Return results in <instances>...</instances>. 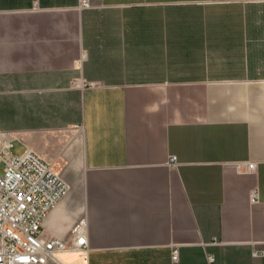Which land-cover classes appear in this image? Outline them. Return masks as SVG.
Here are the masks:
<instances>
[{"label":"crops","instance_id":"obj_1","mask_svg":"<svg viewBox=\"0 0 264 264\" xmlns=\"http://www.w3.org/2000/svg\"><path fill=\"white\" fill-rule=\"evenodd\" d=\"M90 1L0 0V133L86 236L47 264H264V0Z\"/></svg>","mask_w":264,"mask_h":264},{"label":"built area","instance_id":"obj_2","mask_svg":"<svg viewBox=\"0 0 264 264\" xmlns=\"http://www.w3.org/2000/svg\"><path fill=\"white\" fill-rule=\"evenodd\" d=\"M90 0H79V9L91 8ZM84 87L83 80L76 82ZM11 137L0 133V264H47L56 261L62 251L87 250L86 236L80 225L72 232L71 240L42 236L45 217L68 193L69 188L60 173L31 151L19 156L11 153ZM171 166H177L175 156H170ZM247 172L255 169L254 163L244 165ZM255 202L256 193L250 196ZM178 255L176 246L170 252L171 260ZM264 256V242L254 245L251 257ZM208 261L212 257L208 255Z\"/></svg>","mask_w":264,"mask_h":264},{"label":"rangeland","instance_id":"obj_3","mask_svg":"<svg viewBox=\"0 0 264 264\" xmlns=\"http://www.w3.org/2000/svg\"><path fill=\"white\" fill-rule=\"evenodd\" d=\"M0 176H2V165L0 164Z\"/></svg>","mask_w":264,"mask_h":264}]
</instances>
